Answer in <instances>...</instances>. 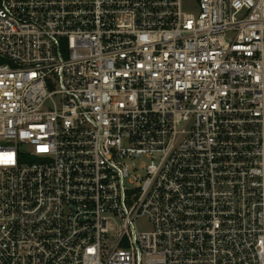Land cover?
Here are the masks:
<instances>
[{
  "label": "built area",
  "instance_id": "built-area-1",
  "mask_svg": "<svg viewBox=\"0 0 264 264\" xmlns=\"http://www.w3.org/2000/svg\"><path fill=\"white\" fill-rule=\"evenodd\" d=\"M0 264H264V0H0Z\"/></svg>",
  "mask_w": 264,
  "mask_h": 264
},
{
  "label": "rangeland",
  "instance_id": "rangeland-1",
  "mask_svg": "<svg viewBox=\"0 0 264 264\" xmlns=\"http://www.w3.org/2000/svg\"><path fill=\"white\" fill-rule=\"evenodd\" d=\"M187 2V8L193 9L195 6V0H186ZM141 229H145L146 226H144V224H142V226H140Z\"/></svg>",
  "mask_w": 264,
  "mask_h": 264
}]
</instances>
